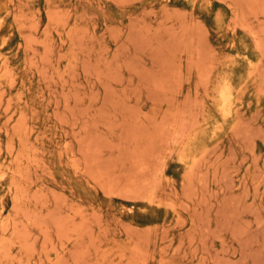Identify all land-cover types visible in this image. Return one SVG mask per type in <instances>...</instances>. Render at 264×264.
Listing matches in <instances>:
<instances>
[{
  "label": "rangeland",
  "instance_id": "rangeland-1",
  "mask_svg": "<svg viewBox=\"0 0 264 264\" xmlns=\"http://www.w3.org/2000/svg\"><path fill=\"white\" fill-rule=\"evenodd\" d=\"M0 219V264H264V0H0Z\"/></svg>",
  "mask_w": 264,
  "mask_h": 264
},
{
  "label": "bare ground",
  "instance_id": "bare-ground-1",
  "mask_svg": "<svg viewBox=\"0 0 264 264\" xmlns=\"http://www.w3.org/2000/svg\"><path fill=\"white\" fill-rule=\"evenodd\" d=\"M222 87V86H221ZM220 87V88H221ZM219 94H220V99H221V105H223L225 108H226V106L229 104V103H231V95H232V93H231V89H230V86L228 85V84H226V85H224L220 90H219ZM223 107V108H224ZM224 108V109H225ZM227 109V108H226ZM225 109V110H226ZM220 110H221V108H220ZM223 113H224V111H223ZM193 158H194V156H189V155H187V156H184V157H182V159L185 161V162H190L191 160H193ZM194 160H196V158H194ZM180 161V160H179ZM194 163H196L195 161H193ZM193 163V164H194ZM192 165V164H191ZM195 165V164H194ZM193 166H191V168H192ZM1 220V219H0Z\"/></svg>",
  "mask_w": 264,
  "mask_h": 264
}]
</instances>
